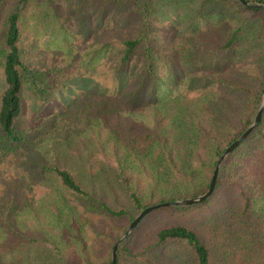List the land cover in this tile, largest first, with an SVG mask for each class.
Segmentation results:
<instances>
[{"label": "trees", "instance_id": "16d2710c", "mask_svg": "<svg viewBox=\"0 0 264 264\" xmlns=\"http://www.w3.org/2000/svg\"><path fill=\"white\" fill-rule=\"evenodd\" d=\"M6 1L0 0L10 2L0 17V173L6 164L16 168L15 183L10 177L0 180V264L91 262L95 237L88 232L95 215L125 216L129 222L153 203L207 190L216 160L260 105L264 7L202 0L192 16L205 17L199 14L207 10L213 21L193 25L183 43L161 46L171 52L167 55L151 31L156 0H94L128 8L139 30L117 41L110 57L111 43L88 52L87 61L96 55L106 58L99 70L110 85L87 80L83 93L62 107L55 95L76 74L73 62L57 69L30 67L19 42L28 0ZM195 65L211 71L188 70ZM224 70H234L235 77L218 74ZM215 85L224 88L225 97ZM232 94L239 98L237 107L227 98ZM28 99L32 105L25 120ZM77 139L83 141L79 170L32 153H45L46 144L57 153L59 146L67 148ZM128 169L145 181L143 193L129 182ZM110 176L121 184L128 207L102 199V185L97 189L95 183L109 185ZM34 187H42L43 193L34 197ZM201 204L209 214L200 222L182 219L159 226L146 248L179 244L193 264H264V110L252 133L221 163L212 194L196 204L146 214L117 248L116 264L138 242L135 233L151 213L174 216ZM110 252L103 264H110Z\"/></svg>", "mask_w": 264, "mask_h": 264}, {"label": "rangeland", "instance_id": "374dc122", "mask_svg": "<svg viewBox=\"0 0 264 264\" xmlns=\"http://www.w3.org/2000/svg\"><path fill=\"white\" fill-rule=\"evenodd\" d=\"M201 1L187 0L175 4L167 0H156L151 31L155 44L160 46V51L167 55L171 54L169 50H164L163 47L171 48L190 38L192 35L190 29L193 25L202 27L207 21H213L209 18L207 10L199 14L205 15V17L192 16ZM9 3H0V17L7 11ZM20 25L19 42L22 57L30 67L40 70L57 69L66 67L71 61L73 62L76 74L72 80L67 81L66 87L55 95L57 104L62 107L83 93L84 84L87 80L102 81L104 84L110 85L107 75L101 76L99 70L106 58L101 57L99 59L96 55L94 60L87 61L88 52L94 49H102L101 47L105 44L111 43L113 45L109 46L110 51L107 52L110 57L115 53L114 45L117 41L125 36L135 35L139 30L137 20L133 18L128 8H116L113 5L103 6L94 0H28L21 12ZM104 55L103 52L102 56ZM255 55H252L248 60ZM78 70L80 71L77 72ZM188 70H193L195 74H207L211 71L210 68L202 65L188 67ZM221 73L229 79L235 77L234 70H224L218 74ZM2 81L3 77L0 71V92L3 87ZM214 89L218 90L221 96L227 94L224 88L215 85ZM193 94L194 92L189 93L191 96ZM227 98L233 100L235 107L238 106L239 98L236 95H227ZM31 105L29 99L24 101V116L27 117L25 120L30 119L28 117ZM25 123L23 122L24 125ZM82 144L83 141L79 142L77 139L75 142L72 141V146L67 148L63 145L59 146L57 153L50 150L49 145L46 144L45 153L39 149L32 151V153L35 157L50 158V163H58L79 170L81 159L77 155L82 154ZM15 168V164H6L0 173V180L5 181L6 177H10L11 181L15 183ZM131 172L132 170H127L129 182L138 185L140 192L143 193L145 181L138 175L139 173L131 175ZM110 181L109 185H105L104 182L95 183L97 189H99L100 184L102 185V199L111 206L128 207L130 203L121 184L113 181L112 176H110ZM42 193V187H34L31 195L37 197ZM208 214V206L205 204L194 209L179 211V214L174 216L164 211L151 213L135 233L139 239L138 242L130 247V253L122 258L118 264H193L190 256L179 244L169 243L153 250L146 247L152 242L154 230L159 226L180 222L182 219L188 223L196 222L197 224ZM181 215L185 216L182 218ZM131 221L128 222L125 216L110 219L95 215L88 232L90 238L95 237V243L92 246V261L86 262L81 258L72 264H103L106 261L105 257L108 251L112 250L114 243L124 234ZM1 254L4 255V258L9 257L6 250H2ZM73 256L75 257V255Z\"/></svg>", "mask_w": 264, "mask_h": 264}, {"label": "water", "instance_id": "95a60500", "mask_svg": "<svg viewBox=\"0 0 264 264\" xmlns=\"http://www.w3.org/2000/svg\"><path fill=\"white\" fill-rule=\"evenodd\" d=\"M245 7H264L263 3H251L246 0H239ZM261 103L255 113V116L252 120V122L248 125V127L233 141L231 142L220 154L218 159L215 162V165L213 167V171L210 177V181L208 184L207 190L197 196L194 197H186V198H180V199H175L171 201H164V202H159L155 203L153 205H149L142 209L135 217L134 219L130 222L128 225L126 231L124 234L114 243L112 250H111V262L110 264H116V257H117V248L119 245L132 233L134 230L135 226L138 224V222L149 212L152 210L158 209V208H163V207H169V206H186V205H191V204H196L198 202H201L205 199H207L213 192L214 186H215V181L217 178L218 170L223 162V160L236 148L238 147L255 129V127L258 125V122L261 118V114L264 110V84L261 92Z\"/></svg>", "mask_w": 264, "mask_h": 264}]
</instances>
